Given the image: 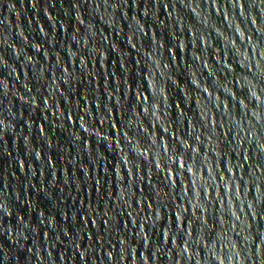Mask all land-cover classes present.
<instances>
[{"label": "water", "instance_id": "water-1", "mask_svg": "<svg viewBox=\"0 0 264 264\" xmlns=\"http://www.w3.org/2000/svg\"><path fill=\"white\" fill-rule=\"evenodd\" d=\"M0 264H264V0H0Z\"/></svg>", "mask_w": 264, "mask_h": 264}, {"label": "snow or ice", "instance_id": "snow-or-ice-1", "mask_svg": "<svg viewBox=\"0 0 264 264\" xmlns=\"http://www.w3.org/2000/svg\"><path fill=\"white\" fill-rule=\"evenodd\" d=\"M43 130V129H42Z\"/></svg>", "mask_w": 264, "mask_h": 264}]
</instances>
